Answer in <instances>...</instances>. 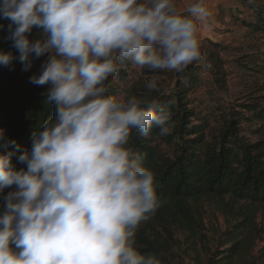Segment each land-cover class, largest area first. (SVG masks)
<instances>
[{
	"label": "clouds",
	"instance_id": "9594fccd",
	"mask_svg": "<svg viewBox=\"0 0 264 264\" xmlns=\"http://www.w3.org/2000/svg\"><path fill=\"white\" fill-rule=\"evenodd\" d=\"M0 17L18 53H0V65L27 72L47 56L29 82L49 86L55 110L19 170L20 146L0 129V148L14 146L0 153V264H160L141 255L136 234L163 201L128 144L133 131L169 135L171 116L154 100L109 95L106 82L128 61L176 72L201 61L205 0H3Z\"/></svg>",
	"mask_w": 264,
	"mask_h": 264
},
{
	"label": "trees",
	"instance_id": "16d2710c",
	"mask_svg": "<svg viewBox=\"0 0 264 264\" xmlns=\"http://www.w3.org/2000/svg\"><path fill=\"white\" fill-rule=\"evenodd\" d=\"M233 1L238 6L224 13L240 22L250 34L264 36V0ZM2 4L3 0H0ZM246 13L249 18L240 20V15ZM10 23L0 17L3 26L0 27V53L18 55L9 38ZM41 32L42 29L34 27L30 37L38 39ZM212 47L213 51L203 52L202 59L209 66L211 76L217 77L219 89L224 90L226 62L219 52L221 45L213 44ZM254 57L255 63L264 64V54ZM132 64L125 62L117 76L106 82L109 95L120 96L121 91L113 82L127 83ZM8 69L0 65V85L7 79ZM201 82L200 66H188L179 74L170 93L148 99L156 102L158 111L170 113L172 131L161 136L159 129L154 127L147 137L133 131L128 144L142 157V165L153 171L163 201L162 207L140 225L136 234L141 255L156 256L160 264H183L176 257L179 233L185 235L192 247L200 235L204 237L206 226L199 211L194 209L204 199L228 200L224 210L238 220L236 225L229 224L222 235L224 243L209 256L206 264H241L238 262L247 251V243L258 226V214L264 208V96L261 100L243 104L211 103L204 108L208 112L206 118L190 108L188 99ZM46 92V89L21 87L19 94H10L0 86V129L20 146L21 151L13 156L17 170L25 167L17 157L30 150L33 135L42 129L45 120L54 117V106L48 103ZM260 92H264V88L253 90V94ZM13 148H0V153ZM11 190L6 189L5 194ZM3 195L0 194V205ZM238 205L240 212L235 213ZM243 264H264V249L252 263Z\"/></svg>",
	"mask_w": 264,
	"mask_h": 264
},
{
	"label": "rangeland",
	"instance_id": "374dc122",
	"mask_svg": "<svg viewBox=\"0 0 264 264\" xmlns=\"http://www.w3.org/2000/svg\"><path fill=\"white\" fill-rule=\"evenodd\" d=\"M187 0H180L181 8L186 6ZM206 7L210 11L208 21L203 25L200 34L202 55L205 50L213 51V44L221 45L219 49L222 60L226 62L227 76L224 90L219 89L217 77L210 74L205 59L192 65L200 66L202 82L200 87L189 96L190 108L196 109L207 118L208 112L204 109L207 105L215 103L222 105L223 101L243 104L246 101L261 100L264 92L253 94V90L264 88V64L255 63V54H264V36L250 34L240 22L225 14L234 6H238L233 0H205ZM240 20L249 18V13L240 15ZM47 56L34 59L33 67L25 72L19 61L14 62V68L8 69L7 79L0 85L10 94H19V88L27 87L31 90L46 89L48 85L37 86L29 82V78L39 74L41 65ZM189 65V66H192ZM181 72L174 70H149L132 64V70L127 83L114 85L121 91L120 95L135 96L141 99H150L156 95L170 93L175 85V80ZM155 80L157 88L149 90L146 85ZM227 93V95L224 94ZM216 127V125H215ZM228 200H201L194 209L198 210L202 222L206 226L203 238L199 236L195 246H191L185 239V235L178 234L180 240L176 257L183 264H206L209 256L221 248L224 243L222 235L228 230L229 224L236 225L238 220L232 214H226L224 210ZM194 206V205H193ZM240 206L235 213L240 212ZM257 229L250 241L247 243V251L238 263H252L259 252L264 249V208H261ZM174 232L176 231L173 228ZM241 243V241L239 242Z\"/></svg>",
	"mask_w": 264,
	"mask_h": 264
}]
</instances>
